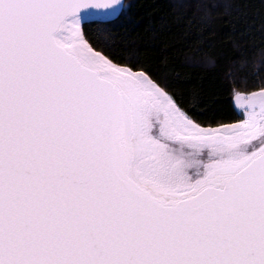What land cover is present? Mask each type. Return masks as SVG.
<instances>
[{
    "label": "snow or ice",
    "instance_id": "1",
    "mask_svg": "<svg viewBox=\"0 0 264 264\" xmlns=\"http://www.w3.org/2000/svg\"><path fill=\"white\" fill-rule=\"evenodd\" d=\"M125 8L0 0V264H264V88L200 120L85 38Z\"/></svg>",
    "mask_w": 264,
    "mask_h": 264
},
{
    "label": "trees",
    "instance_id": "2",
    "mask_svg": "<svg viewBox=\"0 0 264 264\" xmlns=\"http://www.w3.org/2000/svg\"><path fill=\"white\" fill-rule=\"evenodd\" d=\"M213 2L204 16L200 0H122L116 16L83 21L85 38L166 79L200 120L237 123L233 89L264 88V0Z\"/></svg>",
    "mask_w": 264,
    "mask_h": 264
},
{
    "label": "rangeland",
    "instance_id": "3",
    "mask_svg": "<svg viewBox=\"0 0 264 264\" xmlns=\"http://www.w3.org/2000/svg\"><path fill=\"white\" fill-rule=\"evenodd\" d=\"M95 18H98V16H95V15L91 14V15H88V16L85 18V20L95 19ZM85 20H84V21H85ZM257 92H259V91H257ZM249 95H250V94H244L245 98H247ZM236 106H237V105H236ZM237 108L239 109V111H240L241 113H245V109H243V108H239L238 106H237ZM245 118H246V114H243V119H245Z\"/></svg>",
    "mask_w": 264,
    "mask_h": 264
},
{
    "label": "water",
    "instance_id": "4",
    "mask_svg": "<svg viewBox=\"0 0 264 264\" xmlns=\"http://www.w3.org/2000/svg\"><path fill=\"white\" fill-rule=\"evenodd\" d=\"M103 11L105 10H95V9H91L89 10V12L95 16H98V17H108V16H104L102 15ZM107 11H111V9L107 10Z\"/></svg>",
    "mask_w": 264,
    "mask_h": 264
}]
</instances>
